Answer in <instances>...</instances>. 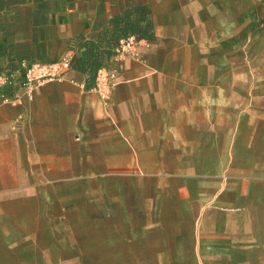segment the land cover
I'll return each mask as SVG.
<instances>
[{
  "label": "crops",
  "instance_id": "crops-1",
  "mask_svg": "<svg viewBox=\"0 0 264 264\" xmlns=\"http://www.w3.org/2000/svg\"><path fill=\"white\" fill-rule=\"evenodd\" d=\"M131 9L148 10L154 38L117 62L112 24ZM215 12L214 0H0V71L15 77L0 103V253L22 262L38 239L47 253L83 229L129 264H264V103L215 86L230 11ZM65 57L115 69L111 99L75 67L29 98L25 70Z\"/></svg>",
  "mask_w": 264,
  "mask_h": 264
},
{
  "label": "rangeland",
  "instance_id": "rangeland-1",
  "mask_svg": "<svg viewBox=\"0 0 264 264\" xmlns=\"http://www.w3.org/2000/svg\"><path fill=\"white\" fill-rule=\"evenodd\" d=\"M222 6L230 11L225 18L219 13ZM214 9L215 18L223 19L215 26L212 64L214 70L229 73L222 78L215 76V86L223 84L239 89L240 93L233 96L242 97L247 103H264V0H214ZM238 9L244 10L240 17ZM58 233L57 237L46 241L52 244L50 251L48 245L49 252L44 251V239H38L39 249L36 246L33 253L26 256L28 259L21 262L18 255L0 253V264L13 261L16 264H129V253H120L113 247L99 248L90 234H83V229L70 230L68 236L63 231ZM173 256L164 254L163 260L157 262L169 264ZM153 258L154 255H149L144 263L155 264Z\"/></svg>",
  "mask_w": 264,
  "mask_h": 264
},
{
  "label": "built area",
  "instance_id": "built-area-1",
  "mask_svg": "<svg viewBox=\"0 0 264 264\" xmlns=\"http://www.w3.org/2000/svg\"><path fill=\"white\" fill-rule=\"evenodd\" d=\"M140 45L151 47V41H137L134 36H130L121 42L117 50L116 61L121 62L127 55L136 52ZM73 59L65 57L63 60L54 63H38L27 68L22 77L21 85L28 92L27 96L32 98L34 92L48 83L61 81L64 76L71 71ZM14 75L0 71V103L11 104L14 100L6 93V89L12 85ZM117 87V71L110 66L103 67L97 74L94 90L101 100L108 102L115 88Z\"/></svg>",
  "mask_w": 264,
  "mask_h": 264
},
{
  "label": "trees",
  "instance_id": "trees-1",
  "mask_svg": "<svg viewBox=\"0 0 264 264\" xmlns=\"http://www.w3.org/2000/svg\"><path fill=\"white\" fill-rule=\"evenodd\" d=\"M147 9H131L125 16L115 20L112 24L113 32L109 43L111 51L115 55L121 45V42L130 36H134L137 41L149 40L154 38V27L149 20ZM102 61L100 57H90L76 65H72L76 70L84 73H92V85L95 86L96 77L100 69H102ZM1 94V93H0Z\"/></svg>",
  "mask_w": 264,
  "mask_h": 264
},
{
  "label": "bare ground",
  "instance_id": "bare-ground-1",
  "mask_svg": "<svg viewBox=\"0 0 264 264\" xmlns=\"http://www.w3.org/2000/svg\"><path fill=\"white\" fill-rule=\"evenodd\" d=\"M236 30V29H235ZM212 37V36H211Z\"/></svg>",
  "mask_w": 264,
  "mask_h": 264
}]
</instances>
